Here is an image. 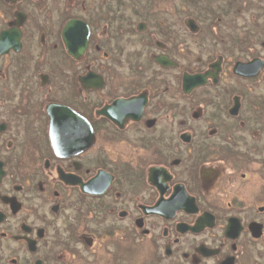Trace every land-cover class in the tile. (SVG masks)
<instances>
[{
  "label": "flooded vegetation",
  "instance_id": "af4514ba",
  "mask_svg": "<svg viewBox=\"0 0 264 264\" xmlns=\"http://www.w3.org/2000/svg\"><path fill=\"white\" fill-rule=\"evenodd\" d=\"M177 1L0 0V264H264V7Z\"/></svg>",
  "mask_w": 264,
  "mask_h": 264
},
{
  "label": "rangeland",
  "instance_id": "374dc122",
  "mask_svg": "<svg viewBox=\"0 0 264 264\" xmlns=\"http://www.w3.org/2000/svg\"><path fill=\"white\" fill-rule=\"evenodd\" d=\"M141 1V0H140ZM177 1V0H174ZM204 5L206 4V6H209L210 4L214 5L216 3L217 0H200ZM252 2H255V5L250 4L248 6V8H245L244 10L241 11H237L235 13H229V11L225 8L222 7L220 8H214L215 11H218L220 13V17H217V19L215 18L214 25H216L217 29H215V32H218L217 35H212V36H223L224 35V39L228 40V37H231L234 33L236 34H241V30L245 29V27L249 26L250 23H252L250 26H252L253 30L256 32H258V34L261 36V32H260V23L256 22L255 24H253V22H255V17H258V15L260 14V11L262 10L261 8L264 7V0H251ZM157 2V1H155ZM159 3L164 2L165 4L167 2L171 3V0H158ZM178 2V1H177ZM157 4V3H156ZM188 4L190 3H183L181 4V2L178 3V5L184 9V12L186 14H184V16L186 17V19L189 18H196L194 11H197V7L195 6V8L191 7L192 5H190V8H188ZM199 4V3H198ZM158 5V4H157ZM241 6H235L233 5L231 10H238L240 9ZM170 18L175 21L176 23L179 21V17H178V13H175L173 11L168 12ZM210 12H208L209 14ZM194 21L200 26V23H198L195 19ZM260 21V20H257ZM203 33H206L203 31ZM189 39H191L192 41H200L204 34L200 33H185ZM208 36V34H206V37ZM189 42V41H188ZM207 44V42H203L201 45L202 47H204ZM200 53V50L198 51ZM206 52L204 51L202 53V55H205ZM201 55V56H202Z\"/></svg>",
  "mask_w": 264,
  "mask_h": 264
},
{
  "label": "water",
  "instance_id": "95a60500",
  "mask_svg": "<svg viewBox=\"0 0 264 264\" xmlns=\"http://www.w3.org/2000/svg\"><path fill=\"white\" fill-rule=\"evenodd\" d=\"M186 24H188L189 28L191 30H195L196 26L195 23L193 22V20L191 18H189L186 21ZM259 60V62H258ZM160 62L162 64H166L167 60L162 58L160 59ZM262 60L261 59H253L250 60L246 63H241V62H235L234 64V68H233V72L242 76H254L258 73L259 69L262 67ZM203 82V78L200 75L194 74V75H184L183 76V87L184 88H188L189 86H191L192 83H202Z\"/></svg>",
  "mask_w": 264,
  "mask_h": 264
},
{
  "label": "trees",
  "instance_id": "16d2710c",
  "mask_svg": "<svg viewBox=\"0 0 264 264\" xmlns=\"http://www.w3.org/2000/svg\"><path fill=\"white\" fill-rule=\"evenodd\" d=\"M183 1H185V4H186V2L187 3H190V4H188L187 6H188V8H190V5H192L191 7H193V8H195V6L199 9V7H201L202 5L199 3L200 1L199 0H183ZM199 3V4H198ZM207 8H209V9H207V10H212L213 11V9H212V7H210V5H209V7L208 6H206ZM194 12H196V14H195V16L196 17H198L199 19L201 18V17H203V16H201L200 15V11H199V13H198V11H194Z\"/></svg>",
  "mask_w": 264,
  "mask_h": 264
}]
</instances>
